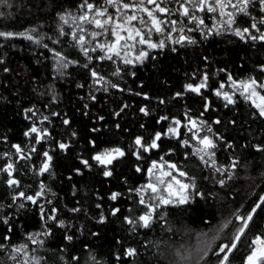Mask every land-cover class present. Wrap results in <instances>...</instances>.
<instances>
[{
  "label": "trees",
  "instance_id": "1",
  "mask_svg": "<svg viewBox=\"0 0 264 264\" xmlns=\"http://www.w3.org/2000/svg\"><path fill=\"white\" fill-rule=\"evenodd\" d=\"M10 2L13 4L11 9L0 7V11L5 13L0 17V30L21 32L39 24L45 25L43 31H48L47 26L53 23L54 11H61L62 8L72 10L74 0H57L61 7H54L52 0ZM241 23L246 26L243 18ZM195 36L197 40L200 39ZM4 43L5 46L0 48V58L4 61L0 64V153L14 152L10 148L11 144L30 146L29 138L24 136V132L34 122L39 128H48L51 132L52 138L36 147L39 153L48 150L52 155L51 171L54 176L45 173L39 178L33 175H18L17 178L22 185H31V188L22 189L28 194L36 190L39 180H43L56 193L48 198L60 209V219L68 220L71 217L76 225L73 228L76 237L73 241L74 247L70 251L72 255L81 257L80 264H93L92 255L97 257L100 264H196L195 257L200 251L205 248L214 251L221 243L228 242L230 235L235 232L234 226L238 223L235 216L247 215L259 197L264 195V152H259L254 147H264V120L253 119L251 113L255 109L239 96L236 97L237 103L234 107L225 109L222 102L212 94V90L221 81L227 80V73H231L238 81L246 80L250 76L264 80V73L259 71V66L264 65V43L252 47L234 36L224 35L210 37L208 41H201L198 45H177L175 53L171 51V47L163 52L151 51L142 65L137 64L130 69L136 76L133 77L126 71L123 74L124 82L121 83L122 87L130 88L133 93L147 94L149 99L127 91L121 93L110 90V94L96 93V102L87 98L91 81L86 69L70 66L67 76L59 81L51 72L54 67L47 50L23 39ZM65 52L70 58H78L81 63L84 62L82 57L73 55L71 49H65ZM151 56L156 59H151ZM204 56L208 57L207 61L203 60ZM5 67L9 69L8 72H4ZM114 67L111 62H105L100 65V70L106 77L118 82L116 77L110 76ZM222 68H226L227 72L218 71ZM204 72L208 73L210 79L208 90L202 91L211 101L212 107L218 109L206 113L204 119L211 122L219 117L222 123L213 125V131L223 135L233 145L231 149L221 146L217 151V165L227 167L232 158L238 160L233 170L234 179L228 181L224 187L205 180L208 171L197 157L186 160L184 152L192 150L181 148L175 139L164 138L159 150L146 153L140 161L131 155L129 149L137 136L148 140L155 132H164L171 118L186 122L185 111L191 110L192 117H197L203 111L204 101L196 94L187 92L182 97L174 96L176 92H184L185 84L200 83ZM77 84H84L85 87L77 88ZM53 95L56 97L55 103L52 102ZM161 99L165 101L164 104L159 103ZM85 103L89 105L87 109L83 107ZM125 103L129 107L119 117L115 116L113 113L119 111ZM144 106H147L150 115L145 116L139 111ZM28 108L37 110L36 118L25 119V109ZM86 111L87 116L84 115ZM52 112H59L60 116H52ZM44 115L50 117V124L39 123ZM165 115L170 120L157 124L159 117ZM100 116L104 119L99 120ZM62 118L69 119L70 125H63ZM233 119L237 121L236 125L228 123ZM117 124L119 128L116 127ZM141 124L144 125L143 128L140 127ZM94 127L100 131H91ZM73 131L77 133L75 137L71 136ZM180 131L183 133L185 129L181 127ZM4 136H7V142H4ZM90 141H94V145ZM58 142L69 143L71 146L67 151H61L57 146ZM117 147L122 148L126 155L113 162L110 166L113 176L105 178L102 175L103 166L92 160V156ZM170 148L175 151L165 155ZM161 156L175 162L189 175L195 176L197 188L205 194V198L194 196L187 205L170 207L167 209L166 224L157 222L151 229H139L136 233H131L127 230L128 226L122 223L123 217L139 215L140 208L135 203V196L128 198V189L144 184L149 164L153 160H159ZM6 159L0 157V167ZM42 159V156L34 155L30 163L39 167ZM81 159H87L92 165L91 169L85 168L80 163ZM136 165H140L144 171L137 173ZM76 169H80L83 174L78 175ZM112 192H121L124 195L117 201H111L108 197ZM10 199L7 186L0 182V204L5 205L0 214L14 212V209L7 208ZM96 204H100L101 208H96ZM72 207L86 210L88 216H85L84 211L74 215L69 213L67 209ZM116 207L121 212L117 216H111V209ZM129 208L133 209V213L128 212ZM101 211L107 217L104 224L96 223ZM229 220L231 223L224 228L223 225ZM41 223L38 209L29 203L26 210L16 217V230L9 233L12 238L7 243L18 245L24 242L27 233L41 230ZM81 225L83 235L77 231ZM49 226H52L51 222ZM54 231L56 236L48 238L37 255L47 254L51 257L49 249L57 248L58 238L63 233L58 228H54ZM92 232L98 233V236H92ZM261 234H264V205L257 210L238 250L231 255V264H244V257L249 252L247 245L255 236ZM128 248L136 249V254L132 257L125 256ZM117 256L120 257L119 260L116 259ZM0 259L6 261L5 252H0ZM49 264H52L51 260ZM200 264H217V258L210 253Z\"/></svg>",
  "mask_w": 264,
  "mask_h": 264
},
{
  "label": "snow or ice",
  "instance_id": "2",
  "mask_svg": "<svg viewBox=\"0 0 264 264\" xmlns=\"http://www.w3.org/2000/svg\"><path fill=\"white\" fill-rule=\"evenodd\" d=\"M52 5L61 7L57 0H52ZM0 7L11 9L13 4L10 0H0ZM4 15L5 13L0 11V17ZM242 18L246 26L242 25ZM52 19L53 23L47 26L48 31H43L45 28L43 24L21 32L0 30V48L5 46L4 42L23 39L47 50L54 62V70L61 77L66 75L70 66L86 69L91 81L87 98L92 102L97 101L96 93L110 94V90L121 93L127 91L136 96H143L146 100L149 99L145 93H133L130 88L125 89L121 86L124 82L123 74L128 71L131 76L135 77L136 73L130 69L135 68L137 64L142 65L150 56L149 50L163 52L169 45H172L171 51L175 53L177 48L174 45L181 47L198 45L201 41H208L210 37L224 35L234 36L245 44H251L252 47L258 43H264V0H74L72 10L62 8L61 11H54ZM209 20L211 24L207 23ZM174 33L178 38L173 37ZM191 33H199L200 39L197 40L195 35H190ZM153 35H163L165 38L154 41ZM65 49H71L73 55L82 57L84 62L81 63L78 58H70ZM133 52L135 54L130 55ZM151 59L154 60L156 57L151 56ZM203 60L207 61L208 57L204 56ZM105 62H111L115 66L110 76L116 77L118 82L106 77L100 70V65ZM3 63V59L0 58V64ZM3 70L4 72L9 71L6 67ZM218 71L227 72V69L222 68ZM259 71L264 73V65L259 66ZM193 75L195 76V73ZM209 79L208 73L204 72L200 83L195 85L187 83L183 86L184 92H176L174 96L178 98L187 92H192L201 97L204 101L203 111L197 117L190 115L191 110L184 113L186 122L175 117L170 120L166 115L160 116L156 121L157 124L170 120L164 132L157 131L148 140H145L143 136H137L134 139L129 149L137 161L143 160L146 153L151 154L153 150H159L164 138L175 139L181 148L192 150L184 152L186 160L190 157H197L203 168L208 171L209 174L204 177L205 180L213 185L224 187L228 181L234 179L233 170L238 164L237 159L232 158L227 167L217 165V151L221 146L225 149L233 147L223 135L213 131V125L221 124L222 120L219 117L211 122L204 119L209 111L218 110L212 107L211 101L204 95V91L209 88ZM76 86L77 88L85 87L84 84ZM226 88L229 90H225ZM212 94L222 102L225 109L229 106L234 107L237 103L236 97L239 96L255 109L251 113L253 119L264 120V80L250 76L246 80L238 81L231 73H227V80L221 81L219 86L212 90ZM52 102H56L54 95ZM159 103L164 104L165 101L161 99ZM83 107L87 109L89 105L85 103ZM128 107L129 105L125 103L119 111L113 114L119 117ZM139 111L145 116L150 115L147 106L141 107ZM37 115L38 112L34 108L25 109V119H31ZM51 115L60 116V113L52 112ZM84 115L87 116L88 112H84ZM98 119L103 120L104 117L100 116ZM45 122L51 123L48 115L39 119L40 124ZM62 123L68 126L71 121L62 118ZM228 123L236 125L237 121L233 119ZM116 127L119 128V124ZM140 127L143 128L144 125L141 124ZM181 127L185 129V132L181 133ZM91 131L98 132L100 129L94 127ZM76 135L75 131L71 133L73 137ZM24 136L29 138L30 146L22 147L20 144H11L10 148L14 149V152L0 153V157L7 158L0 167V182L7 186L10 194L11 199L7 208L14 209V212L0 214V252H5L7 261L12 264H49L50 260L52 264H80L81 257L72 255L70 251L74 247L73 241L76 237L73 228L76 225L71 217L68 220L60 219L58 215L60 209L53 205L51 198H48L55 196L56 193L43 180H39L36 190L28 194L22 189L31 188V185H22L21 180L17 178L18 175H33L39 178L45 173L54 176L51 171L52 155L48 150L39 153L36 147L50 140L52 134L48 128H38L34 122L29 130L24 132ZM182 136L186 138H181ZM3 140L7 142V136H4ZM90 143L94 145V141ZM57 146L61 151H67L71 145L58 142ZM254 147L257 151L264 152V147L260 145ZM174 151L170 148L165 155ZM34 155L43 158L39 167L30 163ZM125 155L126 152L117 147L95 154L92 160L103 166L102 175L107 178L113 176L110 167L113 162ZM80 163L87 169L92 167L87 159H81ZM135 171L141 173L144 169L136 165ZM76 173L83 174L80 169H76ZM4 176L7 178L4 179ZM146 177L144 184L128 189V198L135 196V203L140 208L139 215L132 214L123 217L122 223L128 226L127 230L131 233H136L139 229H151L157 222L166 224L168 208L187 205L194 196L205 198V194L197 188L196 177L189 175L175 162L165 160L164 156H161L159 160L151 161L146 170ZM174 185L178 186L175 190ZM75 194L74 191L73 195ZM123 195L121 192H112L108 199L117 201ZM29 203L38 209L42 222L41 230L27 233L25 241L18 245H9L7 242L12 238L9 233L16 230V217L21 211L26 210ZM46 205L51 207L48 208ZM262 205H264V195L259 197L247 215L235 216L238 223L234 226L235 232L230 235L228 242L221 243L214 251L209 248L200 251L195 257L196 264L204 261L210 253L217 258V264H231V255L238 250L242 237L249 229L257 210L262 209ZM4 207L5 205L0 204V212ZM96 208L100 209L101 205L96 204ZM67 211L73 215L84 211L85 216H88L87 211L80 207L68 208ZM120 212V208H112L110 215L117 216ZM128 212L133 213V209L129 208ZM49 222L52 223L51 227ZM106 222L107 217L101 211L96 223ZM230 223L231 220L227 221L223 227L227 228ZM54 228L63 230L58 238L57 248L49 249L52 253L51 257L47 254L37 255L45 246L48 238L56 236ZM77 231L83 235V225ZM91 235L98 236V233L92 232ZM247 247L249 252L244 257V264H264V234L255 236ZM136 252V249L128 248L124 255L132 257ZM116 259L119 260L120 257L117 256ZM181 259L187 258L181 257ZM91 261L93 264H100L95 255L91 256ZM0 264H7V262L0 259Z\"/></svg>",
  "mask_w": 264,
  "mask_h": 264
},
{
  "label": "rangeland",
  "instance_id": "3",
  "mask_svg": "<svg viewBox=\"0 0 264 264\" xmlns=\"http://www.w3.org/2000/svg\"><path fill=\"white\" fill-rule=\"evenodd\" d=\"M207 23H209V24H211V21L209 20V21H207ZM190 35H197V36H199V33H191ZM173 37L174 38H178L177 36H176V34L174 33L173 34ZM165 37L163 36V35H153V40L155 41V40H160V39H164ZM12 41V40H11ZM174 46H177V45H174ZM169 47H172V45H169ZM39 48V47H38ZM151 51H154V50H149V52H151ZM135 53L133 52V53H130V55H134ZM50 61V60H49ZM52 64H54V62L52 61V59H51V61H50ZM52 72V74H53V76L57 79V80H59L60 81V79L62 80V79H64L66 76H67V73H66V75L65 76H63V77H61L60 75H58V73L55 71V70H52L51 71ZM22 74V73H21ZM40 90H43V89H40ZM225 90H229V89H225ZM32 118H34V117H32ZM31 118V119H32ZM36 118V117H35ZM38 127V126H37ZM39 128V127H38ZM202 135H203V133H201ZM178 188V186H175L174 185V190L175 189H177ZM6 262H7V264H12V262H10V261H7V259H6Z\"/></svg>",
  "mask_w": 264,
  "mask_h": 264
}]
</instances>
